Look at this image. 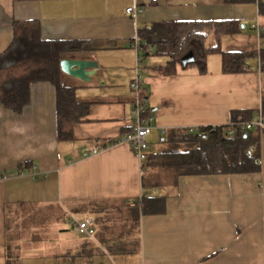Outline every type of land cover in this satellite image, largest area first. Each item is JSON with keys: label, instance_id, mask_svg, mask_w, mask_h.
<instances>
[{"label": "crops", "instance_id": "crops-1", "mask_svg": "<svg viewBox=\"0 0 264 264\" xmlns=\"http://www.w3.org/2000/svg\"><path fill=\"white\" fill-rule=\"evenodd\" d=\"M260 3L0 0V54L13 41L15 20H37L44 39L86 41L90 48L76 58L98 62L89 81L66 74L79 100L91 103L71 140L58 138L57 88L49 81L32 86L22 113L0 105V264H25L26 258L32 264H264V133L252 144L261 152L259 172L179 177L157 166L144 169L148 158L140 161L120 141L135 119L137 73L151 109L150 154L161 153L172 130L228 125L234 110H254L252 121L258 120ZM132 6L136 17L126 12ZM171 20L240 21L241 32L211 35L208 44L251 53L247 69L225 73L215 51L205 73L181 66L174 75L160 73L168 58H143L135 42L140 28ZM73 217L89 221L94 235L80 234Z\"/></svg>", "mask_w": 264, "mask_h": 264}, {"label": "trees", "instance_id": "trees-1", "mask_svg": "<svg viewBox=\"0 0 264 264\" xmlns=\"http://www.w3.org/2000/svg\"><path fill=\"white\" fill-rule=\"evenodd\" d=\"M225 1L243 4L258 0ZM260 5L263 7L264 3ZM13 29L12 43L0 54V105L22 113L31 102L32 86L49 81L57 88L58 138L71 140L74 126L85 120L91 103L79 100L77 86L62 81V75L66 73L61 68V62L76 57L80 50L90 48L91 44L86 41L46 40L37 20H15ZM241 30L238 20H171L140 28L138 36L141 51H144L143 58L148 55L168 58L164 66L158 67L162 74L174 75L178 66L197 67L205 73L207 57L215 51L222 53L223 71L236 73L247 69L251 53L224 52L219 46L208 44V40L211 35L219 38ZM190 53H193L194 61L183 64L184 57ZM145 98L146 95H143L146 105ZM150 111L147 107L145 115L148 116ZM261 115L264 119V90ZM254 117V110H234L232 122L228 125L202 126L196 131L172 130L165 138L164 149L161 153L150 154L144 169L157 166L173 171L177 177L259 172L262 168L261 152L257 146L256 151L251 153L250 147L259 142L264 131L242 127Z\"/></svg>", "mask_w": 264, "mask_h": 264}, {"label": "built area", "instance_id": "built-area-1", "mask_svg": "<svg viewBox=\"0 0 264 264\" xmlns=\"http://www.w3.org/2000/svg\"><path fill=\"white\" fill-rule=\"evenodd\" d=\"M127 14L132 17H136L139 12L138 8L135 6L128 7L126 9ZM135 47L138 51H141V43L139 40H136ZM140 59H138L139 61ZM131 87L134 92V113L135 119L133 125L129 131H127L121 138L120 141L129 143L136 155V157L143 161L148 158L151 153V147L147 140L149 133L152 130L150 125V117L145 115L147 106L143 101V84L141 80V75L137 73L135 79L133 80ZM242 127L247 130L257 129L259 131H264V119L261 116L258 120L246 122L242 124ZM193 131L192 129H190ZM105 146L95 147L87 149L85 155H92L100 152ZM257 145H252L250 147V152L253 153L256 151ZM72 222L75 224L76 230L86 236H93L95 233L94 227L89 223V221H81L73 217Z\"/></svg>", "mask_w": 264, "mask_h": 264}, {"label": "water", "instance_id": "water-1", "mask_svg": "<svg viewBox=\"0 0 264 264\" xmlns=\"http://www.w3.org/2000/svg\"><path fill=\"white\" fill-rule=\"evenodd\" d=\"M194 61L193 53L186 55L183 59V64H188ZM98 67V62L87 59H79L76 57L64 59L61 62L63 72L73 77L89 81Z\"/></svg>", "mask_w": 264, "mask_h": 264}, {"label": "rangeland", "instance_id": "rangeland-1", "mask_svg": "<svg viewBox=\"0 0 264 264\" xmlns=\"http://www.w3.org/2000/svg\"><path fill=\"white\" fill-rule=\"evenodd\" d=\"M64 77H65L64 79H66V81L64 80L66 83H70L71 86H75V85H76L75 82H74L75 80H73L70 76L64 74ZM95 80H97V78L94 79V81H95ZM89 83H90V82H89ZM94 83L96 84V82H94ZM94 83H91L90 85H93V86H94V85H95ZM97 84L100 85V81L97 82ZM160 148H161L160 146H157V147H155V150L158 151ZM78 220H80V219H78ZM24 263H25V264H26V263L32 264V261H30V260H28V258H26V259L24 260Z\"/></svg>", "mask_w": 264, "mask_h": 264}]
</instances>
